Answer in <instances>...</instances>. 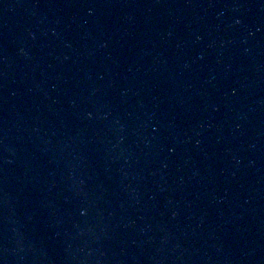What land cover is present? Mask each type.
Returning <instances> with one entry per match:
<instances>
[{"label":"water","instance_id":"water-1","mask_svg":"<svg viewBox=\"0 0 264 264\" xmlns=\"http://www.w3.org/2000/svg\"><path fill=\"white\" fill-rule=\"evenodd\" d=\"M0 264H264V0H0Z\"/></svg>","mask_w":264,"mask_h":264}]
</instances>
